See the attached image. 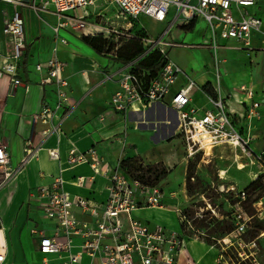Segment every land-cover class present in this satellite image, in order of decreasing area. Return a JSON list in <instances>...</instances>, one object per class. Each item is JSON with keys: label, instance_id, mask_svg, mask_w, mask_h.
<instances>
[{"label": "built area", "instance_id": "1", "mask_svg": "<svg viewBox=\"0 0 264 264\" xmlns=\"http://www.w3.org/2000/svg\"><path fill=\"white\" fill-rule=\"evenodd\" d=\"M259 0H0V14L3 26L0 39V76L8 77L11 85L18 84V63L23 51V31L19 21L18 9L27 8L34 13L42 12L54 17L50 26L54 44L49 57L34 64L37 72L44 71L39 83L53 84L55 101L53 106L41 103L34 116L46 127L41 130L43 138L59 131L58 124L73 106H68V83L62 74L63 63L56 56L57 45L66 44L62 29L76 33L77 38L100 36L105 41V48L112 44V52L122 41L135 39L142 47V52L104 76L114 80L116 89L109 97L110 107L121 114L127 110L145 109L152 103H163L175 111L177 137L184 146V159H189L197 152L209 153L218 146L229 147L234 152L233 160L243 158L245 165L255 167L250 183L259 182L263 195L253 203L258 218L264 215V147L255 150L251 142V120L259 118V102L253 99V88L248 84L233 87L231 91L239 94L242 100L239 113L228 106V98L221 90L218 71L217 50L230 47L250 52L253 35L264 37V21L247 11L249 6ZM113 8L111 14L105 9ZM145 16L151 21L162 23L157 34H149L143 27L137 26V18ZM201 19L205 23L206 41L201 44H184L170 38L172 28L187 25L191 20ZM145 33H138V29ZM83 41V40H82ZM220 41H223L220 43ZM233 41V46L223 44ZM86 44V43H85ZM173 46L206 47L212 55L213 80L206 86L198 87L187 77L183 86L170 93L181 68L167 57V49ZM105 48L98 54L104 55ZM158 51L164 59L163 64L153 76L138 62L151 51ZM200 89L205 104L196 106L191 103L190 92ZM231 92V93H232ZM169 95V99L165 98ZM62 106L67 109L61 115L56 111ZM39 146L27 147L19 164L11 168L9 155L0 142V187L4 185L23 163L36 156ZM51 159H58L56 147L47 148ZM92 149L79 151L71 146L67 150L68 167L88 163L95 169L96 162H89L87 154ZM120 161L113 168L103 171L106 179V198L95 203L88 198L72 195L62 189L60 175L51 183L38 188L43 197L41 211L52 227L50 234L41 229L31 228L30 234L36 241V250L43 256L40 264H81L83 256L89 258L87 264L97 257L99 264H177L180 249L185 242L181 232L168 230L161 225L152 227L133 216L138 207H158L163 197L162 190L155 184H145L137 177H128L120 170ZM83 176L75 177L80 185ZM245 192L239 191L243 199ZM77 214L87 215L89 219H79ZM181 222V217L178 215ZM250 217L246 216L245 221ZM241 229V227H240ZM264 235L263 229L258 236ZM79 238L78 243L73 237ZM193 239H198L194 237ZM253 244V241L251 242ZM212 246V245H211ZM218 264L219 248L213 247ZM53 254L59 262L48 261L45 255ZM3 264V254H0ZM249 264H260L255 258Z\"/></svg>", "mask_w": 264, "mask_h": 264}, {"label": "crops", "instance_id": "2", "mask_svg": "<svg viewBox=\"0 0 264 264\" xmlns=\"http://www.w3.org/2000/svg\"><path fill=\"white\" fill-rule=\"evenodd\" d=\"M26 10L28 11L24 13L26 28L22 29L23 51L17 69L18 84L11 85L8 77L0 76V142L8 152L11 168L19 164L27 147L38 145L39 148L36 156L20 165L13 176L0 187V254H3V264H40V258L43 255L36 250V241L33 240V235L29 230L37 228L43 230L45 234H50L52 231L50 222L41 211L44 198L38 194L40 186L51 183L54 177L60 175L63 180L62 189L68 193L69 197L79 195L95 203L104 202L107 191L103 171L113 168L121 159L136 154L146 158L145 156H149L152 151V147L138 150L137 140L133 134L140 124L151 121L146 119L147 111L150 108L158 111L161 106L164 109H171L175 114L171 107L161 103H152L145 109L137 111L127 110L124 114L114 111L109 105V97L116 89V83L113 79H104V76L112 72L120 62L102 57L78 39L76 33L62 29L61 34L66 38L67 43L58 44L55 54L63 63L62 74L68 83V106L70 104L73 106L59 122V131L43 138L41 130L46 127V124L41 123L34 116L41 103L45 102L48 106H53L55 93L53 84L39 83L44 71L37 72L34 64L45 61L50 55L54 44L50 26L53 25L55 19L46 13ZM105 11L111 14L113 8L108 7ZM247 11L264 21V0H259L256 4L249 6ZM139 21L143 22V25H139ZM137 23L136 28L143 27L147 32L145 26L162 28V23L151 21L142 15L137 18ZM199 23L203 24L202 27L196 26ZM206 34L205 23L201 19H194L191 28L187 30L175 27L170 32V38L176 42L194 45L204 43L207 39ZM223 44L233 46L235 43L225 41ZM251 45L254 47V50L250 51L252 53L230 47L218 49L224 53L231 51L230 59L233 60H236L239 54H244L249 58L246 67L238 68V72H224L225 79L221 80V90L228 98L229 108L239 113L242 109L237 101L242 100V97L234 94L231 89L241 84L252 86L253 99L259 102L257 111L260 117L251 120L250 133L253 136L251 144L255 150H259L264 147V61L257 58V55L261 54L257 52L264 50V37L253 35ZM174 48H177V54H174ZM196 48L199 47L173 46L167 49V57L182 70L176 78L178 80L180 77L181 81L177 85L174 82L169 95L183 86L187 77L198 87L213 80L212 62L210 61L207 70L199 68L191 72L183 68L189 60L183 53H188L192 57L200 49L209 50L203 46H200V49ZM232 62L237 63V61ZM219 63L226 64V61L221 59ZM229 79L233 80V83L228 85L226 81ZM169 95L165 101L169 99ZM190 96L193 105L205 104L200 89L193 88ZM65 109L67 107L62 106L56 114L61 115ZM155 121L157 124L158 122L170 123L168 119ZM157 124L156 128H152L155 132L158 129ZM162 129L161 127V134H163ZM174 130L177 135V120ZM166 132L169 136L165 134L162 137H170L169 128ZM71 146L79 151L92 149V152L87 154V158L89 162H96L95 169H92L88 163L68 167L65 161L67 150ZM53 147L57 149L58 159H51L47 155L46 149ZM152 158L161 160L163 163H166L168 159L170 162L174 158L172 163L178 159L172 152L161 155L153 154ZM169 167L171 168V165ZM77 176H83L80 185L75 183ZM162 202L163 200L158 207H138L133 211V216L150 227L158 224L171 228L169 209L163 206ZM77 217L89 219L87 215L82 214H77ZM72 240L74 243L79 242L77 236ZM206 245L210 250L213 249L201 239L190 238L183 243L177 264H198L203 254L201 249ZM45 256L48 261L59 262L53 254ZM88 262L89 258L83 256L81 264ZM212 262L216 264V254L212 257ZM91 263L99 264L98 258L94 257Z\"/></svg>", "mask_w": 264, "mask_h": 264}, {"label": "rangeland", "instance_id": "3", "mask_svg": "<svg viewBox=\"0 0 264 264\" xmlns=\"http://www.w3.org/2000/svg\"><path fill=\"white\" fill-rule=\"evenodd\" d=\"M26 9H18L19 21L23 30L27 23L24 18V13L28 12ZM1 18H3V14H0V39L2 40L3 22ZM139 25H143V22L139 21ZM202 25L199 23L196 26L202 27ZM145 28L151 35L157 34L159 32L157 30L160 29V27L150 28L148 26ZM181 32L184 33L182 30ZM135 48L136 46L133 44L128 47L123 46L117 53V59L113 57L112 52L107 51L104 52V55L102 54V57L119 61V57L130 56ZM196 49H200V47ZM173 50L174 54H177V48ZM239 51L246 52L245 50ZM257 53H261L257 55V58L264 61V50ZM183 54L189 58L183 68L191 72L199 68L207 70L209 61L212 62V55L207 49L196 51L192 57L188 53ZM231 54V51L224 53L222 50H217L216 53L219 60L226 61V64H218L219 76L223 81L225 79L224 72H233L243 66L246 67L249 60L248 56L246 57L244 54H239L240 56L233 60L230 59ZM232 61H237V63ZM240 79L239 81H241ZM180 81L179 77L175 81V85ZM226 82L229 85L233 83V80L229 79ZM146 119L151 121L140 124L138 130L133 134L137 140L138 150L152 147V151L149 150L151 152L149 156H145L146 158L137 154L131 156L135 159V165L141 168L132 174L141 175L143 179L151 180L153 174L146 171L145 167H153L157 172L161 168L167 170L164 177H159L154 182L162 190V204L169 209L172 222L171 228H164L181 232L186 236L185 242L190 238L197 237L209 245L219 248L218 264H249L250 258H255L257 262L264 264V235L258 236L259 231L263 229L264 215L258 218V214H255V205H253L258 197L263 195V188L259 182L250 184L255 167L245 165L246 160L243 158H236L234 161V152L226 146L215 147L206 154L197 152L189 159H182L184 146L180 138L175 135L176 117L174 112L161 106L158 111L150 108L146 113ZM160 119H168L170 123L161 124L158 122L157 124L155 120ZM156 124L158 129L155 132V129L153 131L152 128H156ZM161 127L163 134H161ZM168 128L170 137L166 132ZM165 134L168 136L162 137ZM170 152L178 158L173 163L174 158L170 162L168 159L166 163L154 160L155 157L152 158L153 154H170ZM186 174L190 175L187 180ZM242 189L245 195L243 199H240L238 193ZM178 215L181 217V222L177 218ZM246 216H251V218L245 221ZM228 228L230 230L226 231ZM252 241L253 244H251ZM186 250L190 253L189 249L186 248ZM201 250L203 254L198 264H213L212 257L215 256V251L210 250L207 245Z\"/></svg>", "mask_w": 264, "mask_h": 264}, {"label": "trees", "instance_id": "4", "mask_svg": "<svg viewBox=\"0 0 264 264\" xmlns=\"http://www.w3.org/2000/svg\"><path fill=\"white\" fill-rule=\"evenodd\" d=\"M193 23V19L184 26H181V28L187 30L189 28H191ZM138 33H145V31H143L141 28L137 30ZM82 40L84 43H86L87 45H89L95 52L99 53L102 52L105 48V41L101 39L100 36H93V37H82ZM130 44L135 45L136 48L131 52L130 56H127L126 58H120L119 57V62L120 63H126L128 62L130 59L134 58L136 55H138L140 52H142V47L141 45L138 43L137 40L135 39H129V40H125L122 41L120 43V45L117 47V49L114 51V58H118L117 53L119 52V50L125 46L128 47L130 46ZM113 46L112 44H109L106 46L105 51L110 52L112 50ZM164 59L161 56V54H159L158 51L154 50L151 51L150 53H148L143 59H141L138 62V66L145 68L149 71L150 75L153 76L157 73V71L160 69L161 65L163 64ZM206 86V84H204L202 87L204 88ZM135 159L134 157H127L124 159L120 160V170L128 177H137L138 179H140L141 182L145 183V184H150L153 185L154 182L159 178V177H164L167 174V170H165L164 168L159 169V171H155V169L153 167H145L146 171L151 172L153 174V177L151 178V180L148 179H143V177L141 175H133L132 173L141 170V168L137 165H135ZM148 166H152V165H148ZM190 177L189 174H186V180ZM251 184V183H250ZM230 229L228 228L226 231H229Z\"/></svg>", "mask_w": 264, "mask_h": 264}]
</instances>
